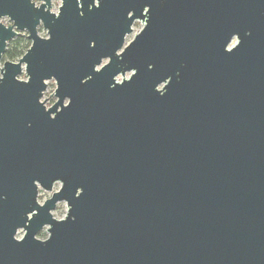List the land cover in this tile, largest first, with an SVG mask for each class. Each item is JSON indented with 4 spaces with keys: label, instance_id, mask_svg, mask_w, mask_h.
<instances>
[{
    "label": "water",
    "instance_id": "95a60500",
    "mask_svg": "<svg viewBox=\"0 0 264 264\" xmlns=\"http://www.w3.org/2000/svg\"><path fill=\"white\" fill-rule=\"evenodd\" d=\"M38 1L0 0V264H264V0Z\"/></svg>",
    "mask_w": 264,
    "mask_h": 264
},
{
    "label": "rangeland",
    "instance_id": "374dc122",
    "mask_svg": "<svg viewBox=\"0 0 264 264\" xmlns=\"http://www.w3.org/2000/svg\"><path fill=\"white\" fill-rule=\"evenodd\" d=\"M33 2L37 6L40 5V2L38 0H34ZM60 5H61V1L60 0H58V1L53 0L51 2V12L54 13V14H57ZM1 23L4 24L5 26H9L10 25V22L8 21V19L1 20ZM143 26L144 25H143L142 22H135L134 25H133V28H132L133 29L132 34L127 36L125 43L128 44L129 42H131L134 39V37L143 29ZM38 33H39V36L41 38H46L47 37L46 31H44L42 28H40L38 30ZM23 35L26 36V34L22 33L21 36H23ZM235 43H236V40H233L232 45H234ZM2 63H3V61H2ZM129 77H130V74H126L125 78L128 79ZM20 79L21 80H25L24 75H21ZM120 80H121V78H118V81H120ZM55 90H56L55 81L51 80V81L47 82V89L44 92L43 97L41 99V102H43L47 108L51 107L56 102V99L54 97ZM59 188H60V185L56 184L54 186V188H53L52 193L58 191ZM52 193H46L44 191H39V197H38L39 203L42 204L44 201L49 199L51 197ZM67 212H68V207H67L66 203H60V204L57 205L55 211L52 212V216L56 220H62V219H64L66 217ZM23 235H24V231H19L16 237H17V239H20V238L23 237ZM36 238L38 240H40V241L46 240L48 238L47 228H44L36 236Z\"/></svg>",
    "mask_w": 264,
    "mask_h": 264
},
{
    "label": "trees",
    "instance_id": "16d2710c",
    "mask_svg": "<svg viewBox=\"0 0 264 264\" xmlns=\"http://www.w3.org/2000/svg\"><path fill=\"white\" fill-rule=\"evenodd\" d=\"M34 1V0H32ZM30 41L26 36H18L10 41L3 54L2 61L17 62L19 61L30 47Z\"/></svg>",
    "mask_w": 264,
    "mask_h": 264
},
{
    "label": "flooded vegetation",
    "instance_id": "af4514ba",
    "mask_svg": "<svg viewBox=\"0 0 264 264\" xmlns=\"http://www.w3.org/2000/svg\"><path fill=\"white\" fill-rule=\"evenodd\" d=\"M19 231H22V230H19ZM19 231H18V232H19Z\"/></svg>",
    "mask_w": 264,
    "mask_h": 264
}]
</instances>
